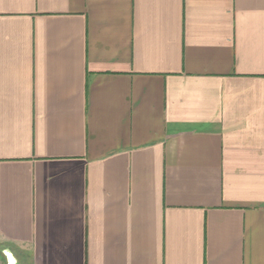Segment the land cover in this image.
Masks as SVG:
<instances>
[{"label":"crops","instance_id":"0c3cea01","mask_svg":"<svg viewBox=\"0 0 264 264\" xmlns=\"http://www.w3.org/2000/svg\"><path fill=\"white\" fill-rule=\"evenodd\" d=\"M0 244L264 264V0H0Z\"/></svg>","mask_w":264,"mask_h":264},{"label":"rangeland","instance_id":"374dc122","mask_svg":"<svg viewBox=\"0 0 264 264\" xmlns=\"http://www.w3.org/2000/svg\"><path fill=\"white\" fill-rule=\"evenodd\" d=\"M0 249L3 250V252L0 254V264H12V261H15V259L13 254L7 253L10 248H7L4 245L0 244ZM16 260L18 259L16 258Z\"/></svg>","mask_w":264,"mask_h":264},{"label":"flooded vegetation","instance_id":"af4514ba","mask_svg":"<svg viewBox=\"0 0 264 264\" xmlns=\"http://www.w3.org/2000/svg\"><path fill=\"white\" fill-rule=\"evenodd\" d=\"M3 252V250L2 249H0V254ZM13 262V261H12Z\"/></svg>","mask_w":264,"mask_h":264}]
</instances>
